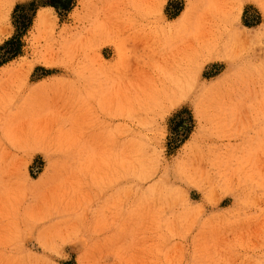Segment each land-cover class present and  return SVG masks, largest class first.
<instances>
[{"label": "rangeland", "instance_id": "rangeland-1", "mask_svg": "<svg viewBox=\"0 0 264 264\" xmlns=\"http://www.w3.org/2000/svg\"><path fill=\"white\" fill-rule=\"evenodd\" d=\"M0 264H264V0H0Z\"/></svg>", "mask_w": 264, "mask_h": 264}, {"label": "bare ground", "instance_id": "bare-ground-1", "mask_svg": "<svg viewBox=\"0 0 264 264\" xmlns=\"http://www.w3.org/2000/svg\"><path fill=\"white\" fill-rule=\"evenodd\" d=\"M150 2V1H149ZM137 5H139V7H140V10L139 11H135V19L136 20H133V22H129V21H123V22H120L119 24H115V26H114V28H113V30L111 31V33H112V35H115V36H121V35H125L126 36V38L128 39V42H129V44H130V48L132 47V48H134V50H136V51H141V52H143V50H146V51H148V53H149V50H151V49H149L148 50V47L150 46V43L148 42L149 41V33L151 32V28H153V27H150L149 25H150V22H149V15L147 14V12H146V8L148 7V3H142V2H139L138 4H136V6ZM191 8V7H190ZM193 8V7H192ZM48 12H50L51 13V11H49V10H47ZM43 13V12H42ZM38 14V16H37V24L38 25H42L43 23H44V21L46 22V19H44L45 18V13L44 14ZM128 14V13H127ZM98 16H100V15H98ZM132 16V15H131ZM47 17H51V16H49V13L47 14ZM53 17V16H52ZM54 18V17H53ZM48 19V18H47ZM50 19V18H49ZM48 19V20H49ZM97 20H99L98 18H97ZM101 20V19H100ZM51 21H54L53 19H51ZM50 22V21H49ZM52 23V22H51ZM45 24V23H44ZM47 24V23H46ZM47 25H49V24H47ZM45 26V25H44ZM52 26V25H51ZM51 26H49V27H51ZM42 27H43V25H42ZM161 27V26H160ZM43 28H45V27H43ZM42 28V29H43ZM46 29V28H45ZM170 29V28H169ZM164 32V31H163ZM171 32V31H170ZM97 35V34H96ZM123 38V37H122ZM126 40V39H125ZM125 40H123V42H124V44L123 45H125V44H127V41L125 42ZM168 40V39H167ZM203 43V42H202ZM122 45V46H123ZM152 45V44H151ZM129 46V45H128ZM154 47V46H153ZM125 48H128V47H126V46H123L122 48H119V49H122V50H124ZM217 48V46H216V44L215 43H213V42H210V40H208V41H204V43L202 44V45H200V47L198 48V51L199 52H203V53H213L214 52V50ZM118 49V48H117ZM115 50H116V48H115ZM126 51H130V52H133L132 51V49H130V50H126ZM136 51H134V53H135V55L138 53V52H136ZM152 52H153V49L151 50ZM117 52V51H116ZM133 53V54H134ZM154 53V52H153ZM130 54V53H129ZM145 53H143V54H141L142 55V57L144 56L145 58H146V55H144ZM151 53H149V55H147V56H150V57H148V58H151V60H154V58H155V53H154V56H151V55H153V54H151ZM167 54V53H166ZM131 55V54H130ZM134 55V56H135ZM133 56V55H132ZM132 56H130V58L132 57ZM136 57H138V55L136 56ZM140 57V56H139ZM144 57L141 59V61L143 60L144 61ZM152 57H154L153 59H152ZM162 57V56H161ZM134 58V57H133ZM133 58L131 59V61L133 60ZM166 59V58H165ZM135 60V61H134ZM132 62H135V63H137L139 60H138V58L136 59H134ZM137 60V61H136ZM157 60V59H156ZM130 61V62H131ZM149 62H150V60H148ZM146 62V64H148L147 63V61H145ZM134 63V64H135ZM151 63V62H150ZM160 64H158L156 67L158 68V70H159V72L161 73V77H159L158 76V82L157 83H155L156 85H154V86H157L158 88V92H159V94H160V96H162V98H164L165 97V92L169 89V87L170 86H172V84L171 83H169L170 81H168V83H167V80L169 79L167 76H168V74H169V64H167V62L166 61H164L163 60V62L162 61H160L159 62ZM141 64H143V62H141ZM152 64V63H151ZM133 64H131L130 66H132ZM137 65H139V63H137ZM148 65H150V64H148ZM147 65V66H148ZM137 67V66H136ZM135 70L137 69V68H135V67H133ZM133 68H131V69H133ZM130 69V70H131ZM147 69V68H146ZM150 69V68H149ZM127 70H129V68L127 69ZM129 70V71H130ZM143 70V69H142ZM166 70V71H165ZM137 71V70H136ZM147 71V70H146ZM146 71H145V73H144V75L145 74H147L146 73ZM126 72L127 71H125V73H122V76L125 74V76L127 75V74H131V76H132V72L131 73H129V72H127V74H126ZM135 72V71H134ZM139 72V71H138ZM138 72H136V74H140L141 73V71H140V73H138ZM149 73V72H148ZM165 73L167 74V76L165 77ZM115 74V73H114ZM118 74V73H117ZM121 74V73H120ZM120 74H118V76H120ZM141 74H143V73H141ZM150 74V73H149ZM156 75V74H155ZM122 76L121 77H119V78H121L120 79V81L122 80H124V79H122ZM129 76L130 75H127V77L129 78ZM131 76H130V78H129V82L131 83V84H133L134 83V80H135V78L133 79V78H131ZM133 76H135V74L133 73ZM115 77H116V74H115ZM140 78V77H139ZM168 78V79H167ZM128 80V79H127ZM139 80V79H138ZM181 80V79H180ZM121 81V82H122ZM125 81V80H124ZM136 81V80H135ZM120 84V83H119ZM164 93V94H163ZM123 94H125V93H123ZM258 97V96H257ZM111 99V98H110ZM249 110V109H248ZM251 110H252V108H251ZM254 110V109H253ZM245 111V110H244ZM244 113V112H243ZM254 113V112H253ZM257 118L258 117H256L255 115H253V114H250V113H248V111L247 112H245L244 113V116H243V119H241V123H240V129L241 130H251V128L252 127H254L256 124H257V122L259 121V120H257ZM115 119V118H114ZM112 121V120H111ZM118 121V120H117ZM88 122V121H87ZM89 125V124H88ZM87 125V126H88ZM45 127V126H44ZM100 127V126H99ZM93 128H94V126H93ZM42 129V128H41ZM40 129V130H41ZM88 129V128H87ZM98 129V128H97ZM34 130V129H33ZM43 130H45V129H43ZM48 130V129H47ZM92 130V129H91ZM94 130V129H93ZM89 131H90V129H89ZM36 132H38V131H36ZM38 133H40V132H38ZM221 143V142H220ZM243 143V141L240 143V144H242Z\"/></svg>", "mask_w": 264, "mask_h": 264}]
</instances>
